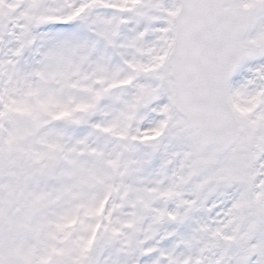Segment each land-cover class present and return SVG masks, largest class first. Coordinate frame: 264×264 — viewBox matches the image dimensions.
I'll return each mask as SVG.
<instances>
[{
	"label": "snow or ice",
	"instance_id": "1",
	"mask_svg": "<svg viewBox=\"0 0 264 264\" xmlns=\"http://www.w3.org/2000/svg\"><path fill=\"white\" fill-rule=\"evenodd\" d=\"M0 264H264V0H0Z\"/></svg>",
	"mask_w": 264,
	"mask_h": 264
}]
</instances>
